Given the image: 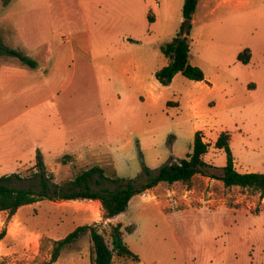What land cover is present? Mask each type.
<instances>
[{"label": "rangeland", "instance_id": "374dc122", "mask_svg": "<svg viewBox=\"0 0 264 264\" xmlns=\"http://www.w3.org/2000/svg\"><path fill=\"white\" fill-rule=\"evenodd\" d=\"M183 3L0 0L3 44L37 64L0 57V70L24 71L0 79V178L38 192L43 173L63 190L98 168L90 189L114 191L144 179L143 167L156 174L185 159L196 132L209 145L205 163L225 166L214 143L227 132L236 172L264 174V0H198L188 59L205 79L177 74L162 87L155 74L169 62L163 47L181 30ZM117 224L138 260L114 254L112 264H264V192L202 175L161 183L112 219L89 200L0 212V264H44L53 242L79 226L96 228L111 247ZM92 257L86 234L54 264Z\"/></svg>", "mask_w": 264, "mask_h": 264}, {"label": "trees", "instance_id": "16d2710c", "mask_svg": "<svg viewBox=\"0 0 264 264\" xmlns=\"http://www.w3.org/2000/svg\"><path fill=\"white\" fill-rule=\"evenodd\" d=\"M3 4H8L11 0H1ZM198 0H184L182 6L183 23L180 32L163 47V54L168 59V64L155 74L157 82L162 87H167L177 74L190 81L201 82L205 79L203 72L191 66L188 59L189 54V33L191 30V20L195 12ZM150 23L154 20L149 18ZM8 56L17 58L21 65L35 69V61L23 56L14 49L5 46L0 38V57ZM248 61V58L245 59ZM230 136L227 132H222L214 143V148L223 150L226 154V164L217 168L203 161V156L207 153L209 145L203 142L200 132H196L193 140L192 151L178 162L163 165L156 174H153L147 167H143L142 174L130 179L114 191H93L90 189L89 181L91 177L102 170L92 168L77 176L72 182V187L68 189H51L43 173L40 176V189L38 192L32 189H14L9 182L12 176L0 178V212H6L13 216L20 208L30 206L42 199L49 201H76L89 200L99 201L103 215L106 219H112L124 213L131 199L143 192L150 190L161 183H188L194 176L202 175L223 183L225 187H240L258 191L261 195L264 192V174L246 173L240 174L234 168L233 158L229 149ZM40 157L38 156L37 159ZM39 166H42L38 160ZM16 177V176H14ZM121 180V179H120ZM122 181V180H121ZM88 234L93 247L92 264H112L114 254L118 257H131L138 260L131 253L124 243L121 233V226H113L110 233L111 247L108 246L104 236L90 226H79L69 233L65 238L54 241L51 251V258L44 264H54L60 256L61 251L74 244L80 237Z\"/></svg>", "mask_w": 264, "mask_h": 264}, {"label": "crops", "instance_id": "0c3cea01", "mask_svg": "<svg viewBox=\"0 0 264 264\" xmlns=\"http://www.w3.org/2000/svg\"><path fill=\"white\" fill-rule=\"evenodd\" d=\"M20 73H24V71L22 72L21 70H18L17 68H11V67L10 68H5L3 70H0V79H3V78L8 79V78H11L12 76L13 77H17V75L20 74Z\"/></svg>", "mask_w": 264, "mask_h": 264}]
</instances>
